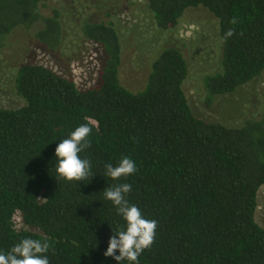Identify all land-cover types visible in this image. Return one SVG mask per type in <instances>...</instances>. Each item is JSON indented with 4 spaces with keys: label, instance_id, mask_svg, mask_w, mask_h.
Masks as SVG:
<instances>
[{
    "label": "trees",
    "instance_id": "obj_1",
    "mask_svg": "<svg viewBox=\"0 0 264 264\" xmlns=\"http://www.w3.org/2000/svg\"><path fill=\"white\" fill-rule=\"evenodd\" d=\"M50 1L0 0V55L22 46L32 32V41L59 46L64 14L54 9L44 17ZM148 4L164 31L177 28L191 8L219 19L221 71L204 78L207 104L264 72V0ZM81 29L106 52L99 85L81 90L65 74L21 61L15 89L25 105L0 106V250L30 236L50 242L51 264H117L104 252L124 222L103 197L114 183L104 176V164L127 155L138 171L119 182L132 184L130 202L157 221L154 243L139 264H264V227L256 220L264 186V112L239 127L198 118L184 90L188 62L174 47L153 62L146 87L132 92L120 80L115 26L87 22ZM83 123L92 133L82 155L96 175L78 187L57 179L53 164L58 142ZM18 214L25 225L20 229Z\"/></svg>",
    "mask_w": 264,
    "mask_h": 264
},
{
    "label": "rangeland",
    "instance_id": "obj_2",
    "mask_svg": "<svg viewBox=\"0 0 264 264\" xmlns=\"http://www.w3.org/2000/svg\"><path fill=\"white\" fill-rule=\"evenodd\" d=\"M54 9L64 14V34L55 49L32 41L33 32L23 44L8 47L0 55V106L17 109L25 105L15 89L17 66L21 61L34 62L65 74L81 90L100 84V71L106 52L97 42L85 38L84 23L111 22L122 47L120 80L132 92L143 90L153 62L167 48L181 50L189 65L184 83L194 114L205 121L239 127L264 112V72L236 92L217 96L207 104L204 78L221 71L223 39L220 21L203 7L191 8L177 28L161 30L149 8L148 0H53L44 8V17ZM42 23L40 21V24ZM256 220L264 227V186L259 191ZM17 228L25 227L21 216L15 218Z\"/></svg>",
    "mask_w": 264,
    "mask_h": 264
},
{
    "label": "clouds",
    "instance_id": "obj_3",
    "mask_svg": "<svg viewBox=\"0 0 264 264\" xmlns=\"http://www.w3.org/2000/svg\"><path fill=\"white\" fill-rule=\"evenodd\" d=\"M226 35L232 36L233 31L229 30ZM91 133L92 127L83 123L58 142L53 164L57 179L77 182L79 187L80 182L91 180L96 175L92 160L82 155L91 147ZM137 171L136 161L127 155L121 156L115 165L104 164V176L114 183L102 191L103 197L124 222L121 229L109 238L104 252L106 258L112 257L117 264L123 261L139 264V257L152 246L156 237L157 221L146 218L139 206L130 202L128 194L132 191V184L119 182ZM50 248L51 244L46 238L24 237L7 251L0 250V264H51L48 255Z\"/></svg>",
    "mask_w": 264,
    "mask_h": 264
}]
</instances>
